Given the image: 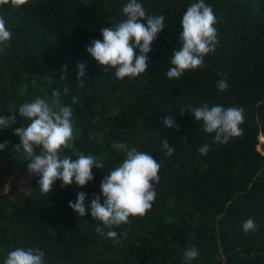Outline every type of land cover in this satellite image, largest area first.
I'll use <instances>...</instances> for the list:
<instances>
[{"label": "trees", "instance_id": "trees-1", "mask_svg": "<svg viewBox=\"0 0 264 264\" xmlns=\"http://www.w3.org/2000/svg\"><path fill=\"white\" fill-rule=\"evenodd\" d=\"M146 13L165 16V28L152 42L150 63L138 77L119 80L114 68L99 66L86 52L100 29L124 18L127 0H27L20 8L0 6L11 38L0 51V114L16 112L25 102L51 97L59 88L73 108V147L69 155H96L104 168L93 167L94 179L40 191L30 179L25 193L2 184L20 162L0 151V262L15 247H39L46 264H183V251L196 245L191 264H264V155L257 150L264 135V0H205L216 16L219 43L202 66L168 78L174 49L180 45L183 13L195 0H141ZM86 73L77 81V64ZM227 79L219 91L217 81ZM76 96V103L72 97ZM243 107L242 134L227 143L195 121L188 106ZM174 115L175 126L163 124ZM29 121L0 130L4 136ZM175 151L165 155L161 140ZM115 142L149 152L160 162L152 206L115 226L117 243L96 232L100 221L69 207L80 191L86 205L99 192L108 169L123 153ZM208 144L207 155L198 148ZM35 152L39 154L40 148ZM75 158V157H73ZM253 218L255 230L242 222ZM107 231V229H105Z\"/></svg>", "mask_w": 264, "mask_h": 264}, {"label": "clouds", "instance_id": "clouds-1", "mask_svg": "<svg viewBox=\"0 0 264 264\" xmlns=\"http://www.w3.org/2000/svg\"><path fill=\"white\" fill-rule=\"evenodd\" d=\"M27 0H0V6L10 5L20 8ZM124 18L111 26L100 29L102 38H94L86 47L87 54L99 66L114 68L115 77L125 80L145 73L149 66L148 53L158 33L165 28V16L148 15L141 0H127L122 6ZM216 16L205 0H195L182 15L179 33L180 47L173 50L171 67L167 70L168 78H179L186 70L202 66L205 56L215 50L219 43L217 37ZM11 38V31L0 17V51ZM86 73V62L77 64V81L83 83L81 77ZM216 87L225 91L229 87L228 80L220 79ZM63 93L59 88L53 89L51 97L37 96L30 102L21 104L16 112L0 114V130L10 127L16 122V115L27 119L26 125L14 129L19 137L15 145L17 151H23L30 158L27 170L38 178L40 191L47 193L53 183L59 179L61 186L75 182L79 186L86 185L94 179L93 167L104 168V164L96 155L84 152L67 154L65 150L73 147V108L61 100ZM77 97H72L76 103ZM191 113L195 121L202 122L205 132L214 134L213 143H227L230 138L242 134L239 125L244 120L243 107H224L220 104L193 107L181 113ZM165 127L175 126L174 115L163 117ZM165 155L171 156L175 151L165 137L161 140ZM8 145L0 142V151ZM39 147L37 154L35 149ZM208 144H202L198 151L207 155ZM112 148L123 153L120 163L102 178L99 192L86 205L88 194L80 191L75 201L68 202L69 207L78 215L84 216L86 211L93 220L100 221L96 232L111 238L117 243L118 233L115 226L128 223L130 216H143L152 206L156 189L154 182L159 181L160 162L149 152L141 151L135 146L130 147L123 142H115ZM75 157V158H73ZM244 232L255 230L257 224L251 217L242 222ZM107 229V231H105ZM199 256L196 245L183 251V264L191 262ZM0 264H46L45 252L39 247H15L7 252Z\"/></svg>", "mask_w": 264, "mask_h": 264}, {"label": "rangeland", "instance_id": "rangeland-1", "mask_svg": "<svg viewBox=\"0 0 264 264\" xmlns=\"http://www.w3.org/2000/svg\"><path fill=\"white\" fill-rule=\"evenodd\" d=\"M261 134L258 136V144L256 146L264 155V136L261 137ZM14 134H7L4 136V141L8 142L7 147L4 149V153L9 156H14L19 162V165L13 167V171L10 176L4 180L2 184V189L4 192H8L12 187H16L19 190L27 193L30 190V179L34 174H30L27 170V163L29 162V157L22 150L17 151L15 145L17 142L14 139Z\"/></svg>", "mask_w": 264, "mask_h": 264}, {"label": "bare ground", "instance_id": "bare-ground-1", "mask_svg": "<svg viewBox=\"0 0 264 264\" xmlns=\"http://www.w3.org/2000/svg\"><path fill=\"white\" fill-rule=\"evenodd\" d=\"M260 136H261V137H263L264 135H263V134H261Z\"/></svg>", "mask_w": 264, "mask_h": 264}]
</instances>
